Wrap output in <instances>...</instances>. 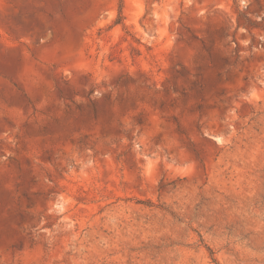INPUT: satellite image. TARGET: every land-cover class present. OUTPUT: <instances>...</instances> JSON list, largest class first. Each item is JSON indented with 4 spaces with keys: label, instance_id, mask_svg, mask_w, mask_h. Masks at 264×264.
<instances>
[{
    "label": "rangeland",
    "instance_id": "obj_1",
    "mask_svg": "<svg viewBox=\"0 0 264 264\" xmlns=\"http://www.w3.org/2000/svg\"><path fill=\"white\" fill-rule=\"evenodd\" d=\"M0 264H264V0H0Z\"/></svg>",
    "mask_w": 264,
    "mask_h": 264
}]
</instances>
